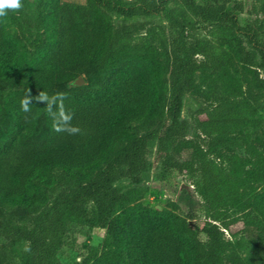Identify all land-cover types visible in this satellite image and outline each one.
Returning a JSON list of instances; mask_svg holds the SVG:
<instances>
[{
	"label": "trees",
	"instance_id": "16d2710c",
	"mask_svg": "<svg viewBox=\"0 0 264 264\" xmlns=\"http://www.w3.org/2000/svg\"><path fill=\"white\" fill-rule=\"evenodd\" d=\"M45 6L52 39L22 67L0 18V72L18 66L29 80L5 102L15 126L0 141V199L24 200L42 181L16 211L0 209V264H59L79 227L123 234L119 252L87 246L79 264H264V193L254 189L264 184V140L252 137L264 130V0H252L244 24L245 5L234 0H40L29 22L33 47ZM114 16L125 22L116 25ZM157 16L167 24L146 20ZM136 17L145 20L126 22ZM80 76L85 85H74ZM29 89L33 97L64 93L71 119H60L57 101L56 123L80 131H55L47 102L33 99L24 112ZM188 95L200 104L191 121L183 118ZM41 126L47 129L36 134ZM155 141L159 181L177 187L184 177L194 189L179 194L187 218L203 222L206 240L194 233L192 251L170 218L132 205ZM122 180L132 188L122 192ZM124 204L130 207L119 211ZM232 220L253 232L248 256L225 237ZM21 242L28 247L19 263Z\"/></svg>",
	"mask_w": 264,
	"mask_h": 264
},
{
	"label": "rangeland",
	"instance_id": "374dc122",
	"mask_svg": "<svg viewBox=\"0 0 264 264\" xmlns=\"http://www.w3.org/2000/svg\"><path fill=\"white\" fill-rule=\"evenodd\" d=\"M40 0H25L22 1L23 7L18 11L11 10L4 17V22L9 38L15 43L18 49V64L20 67L25 66L28 62L35 59L47 46L48 42L52 39L51 33V21L50 12L48 8L44 7V14L42 23L43 26L40 32V41L38 47H33V42L36 39L35 29L29 25L30 21L35 20L38 17L36 12L37 5ZM68 2L84 3L85 0H65ZM242 2L245 5V11L240 15L241 22L244 24L251 19L249 15L252 0H234ZM12 13V14H11ZM17 18V19H15ZM114 22L116 25H121L125 22L122 17L114 16ZM145 19L133 18L126 21L132 23L136 21H144ZM153 20L158 23L167 24L163 16H157L154 18L146 19ZM17 21L24 26V33L20 31ZM18 66L11 72H0V141L4 136L10 132L15 126V119L12 114L6 110V99L13 93L26 90L29 88V80L27 78H20L18 73ZM85 78V77H84ZM197 80L201 79L200 74L196 76ZM159 81L155 84L156 97L160 92ZM199 102L192 96L188 95L185 98L183 118L191 121L192 115L199 108ZM146 122L142 123L145 124ZM140 124V125H142ZM139 126V125H137ZM47 129V126L38 127L35 130L36 134H41ZM134 133V128L128 131L126 139L118 144L113 152L109 155L106 161L113 157L117 152L123 149L127 140ZM190 136L194 135V132L189 133ZM252 137L255 141L264 140V130H258ZM157 142H153L150 145L149 158L152 162L151 170L145 174L144 180L139 187V193L134 197V203L132 205H142L147 208L155 210L158 214L168 217L173 221L174 228L179 236L188 244L190 250H193L194 233H197L199 239L206 240V236L201 233L200 228L203 224L202 219L189 220L187 218V212L189 207L185 201H179L180 188L182 184L189 186L192 192L193 187L190 182L184 177L178 179L179 185L176 187L173 184L161 183L158 179V173L160 165L157 161ZM116 186L120 188L122 192H126L132 188L131 183L128 180L119 181ZM42 187V181H37L31 187L29 197L35 194ZM256 194L264 193V184H259L254 187ZM61 189L55 186V191L58 193ZM55 193V194H56ZM28 197V198H29ZM28 198L20 201H8L0 199V209H4L7 212L16 211L18 205L23 204ZM130 207V205L124 204L120 206L119 211ZM235 223L225 232L227 240L233 243L238 252L243 256H248L252 252V240L253 232L250 228L244 225L240 220ZM74 236L76 241L68 245L63 251H61L57 258L59 264H79L88 254V247H94L98 250L99 254L106 250L119 252L121 250V244L123 239L122 229L117 228L113 232L107 231L103 228L88 229L86 227H79L74 230ZM88 246V247H87ZM28 247L27 242L19 243L14 252L19 263L23 259L24 252ZM196 264V263H194ZM257 264V262H255Z\"/></svg>",
	"mask_w": 264,
	"mask_h": 264
},
{
	"label": "clouds",
	"instance_id": "9594fccd",
	"mask_svg": "<svg viewBox=\"0 0 264 264\" xmlns=\"http://www.w3.org/2000/svg\"><path fill=\"white\" fill-rule=\"evenodd\" d=\"M23 7L22 0H0V18H4L7 15L6 10H13L18 11ZM66 95L64 93H56L52 97H49L47 92H39L35 97L32 96L31 90L29 89L28 94L21 100V108L24 112H29V104L32 102L33 99L36 100L37 103H45L47 102V110L50 115L53 116V128L55 131H69L70 134H74L80 131L79 128H61L56 123V115L57 113H54L52 111L53 105H57V101H59L58 107V114L60 119L62 120H70L71 117L66 114L65 109L63 107V101L66 99Z\"/></svg>",
	"mask_w": 264,
	"mask_h": 264
},
{
	"label": "water",
	"instance_id": "95a60500",
	"mask_svg": "<svg viewBox=\"0 0 264 264\" xmlns=\"http://www.w3.org/2000/svg\"><path fill=\"white\" fill-rule=\"evenodd\" d=\"M74 85L76 86H83L85 85V79L83 76H80L75 82ZM189 186L186 184H182L181 188H180V193L182 192L183 189H188Z\"/></svg>",
	"mask_w": 264,
	"mask_h": 264
}]
</instances>
